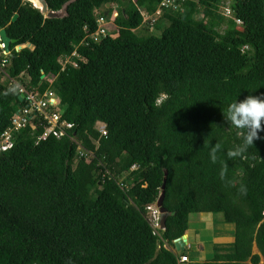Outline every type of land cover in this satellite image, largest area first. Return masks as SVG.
Masks as SVG:
<instances>
[{
	"label": "trees",
	"instance_id": "16d2710c",
	"mask_svg": "<svg viewBox=\"0 0 264 264\" xmlns=\"http://www.w3.org/2000/svg\"><path fill=\"white\" fill-rule=\"evenodd\" d=\"M67 1L46 0L51 10ZM222 1L183 0L155 14L161 0H73L45 18L27 0H0V27L14 40L10 77L41 90V76L51 78L74 124L68 135L91 151L80 154L68 136L36 144L41 127L14 132L0 151V264H177L185 248L163 241L173 245L189 214L203 212L233 225L232 242L203 264H264V122L242 156H226L245 135L226 119L228 105L264 98V0H230L234 18ZM200 10L212 24L195 18ZM99 16L116 31L94 42ZM26 43L33 48H15ZM73 51L77 67L61 70L58 58ZM19 105L0 77V134ZM163 184L170 215L156 235L146 207Z\"/></svg>",
	"mask_w": 264,
	"mask_h": 264
},
{
	"label": "built area",
	"instance_id": "2783aa9c",
	"mask_svg": "<svg viewBox=\"0 0 264 264\" xmlns=\"http://www.w3.org/2000/svg\"><path fill=\"white\" fill-rule=\"evenodd\" d=\"M229 1L230 0L222 1V5L220 7L221 12L226 17L234 18L232 10L228 6H226ZM182 2L183 0H180L179 3H176L175 0H161L154 13L159 14L163 8L181 7ZM144 18L145 20H149L150 23H152L154 21V14H145ZM96 22V31H94L92 34H89V37L92 39V41L97 42L98 40L106 36H113V33H115L116 31V26L114 25L112 20L109 21L106 20L104 17L99 16ZM235 22L237 25L242 24V21L240 19L235 18ZM0 50L3 54V58L0 60L1 81H9V83L13 84L17 88L18 94H23V99L20 102L19 107L10 117V124L0 134V151H5L12 147L14 132H17L18 130L23 128H29L30 130H35L37 129V127L43 128L41 134L37 137L36 144H38V142L41 140H46L50 136H55L57 138H60L62 136L70 137L68 135V131L73 128L74 124L62 118V112L60 109V99L56 95L54 90H52L51 88L53 80L51 78H44V75H42L39 84L43 81L46 87L43 90L39 89L38 87L29 89L26 84H22L18 80L10 77L7 70V67L10 64L8 59L9 54L8 52L4 51V44L1 38ZM74 57L82 59L81 56H79L75 51H73L70 55H64L63 57L58 58V63L61 66V70H63L68 64L73 67H77V63L73 59ZM96 129L100 135L106 134V128L104 123L98 121L96 123ZM71 139L73 141H76V139L73 137ZM76 143L78 144L77 141ZM78 150L81 152L80 154H91V151L83 150L80 144H78ZM133 168H135V165L131 167V169ZM146 209L147 212L151 214L152 220L149 221L153 233L159 235L158 230L160 229V214L158 212V208L156 207L155 203H153L151 205H148ZM188 261V255L183 254L177 257L176 262L177 264H182Z\"/></svg>",
	"mask_w": 264,
	"mask_h": 264
},
{
	"label": "rangeland",
	"instance_id": "374dc122",
	"mask_svg": "<svg viewBox=\"0 0 264 264\" xmlns=\"http://www.w3.org/2000/svg\"><path fill=\"white\" fill-rule=\"evenodd\" d=\"M116 6L119 7L116 3H114L111 8L108 10V16L110 17V14L115 13ZM104 8H101V11ZM221 10V8L219 9ZM144 13V11H142ZM195 18L197 20L202 21L203 23H206L207 25H210L213 23L212 18H205L203 17L201 10L195 15ZM110 21V19H109ZM168 24L167 21L161 20L160 21V27L158 29H153L151 30V33L154 35H159L162 29ZM140 29H135L133 30L134 32L144 34L145 30L139 31ZM25 45V44H24ZM22 45V46H24ZM17 48V47H15ZM25 83H28V79H24ZM198 217H204L205 220L197 221L194 220L193 218ZM146 217L148 220H152L151 214L147 212ZM233 225L229 223H225L222 221L221 214H215V213H205L199 215V213H191L189 215L188 219V229H187V234L188 236V242L189 244L186 245L185 251L187 252L189 256V261L188 263H183V264H203L207 260L212 258L213 255V246H224L227 245V243H222V242H217L215 238L221 237V236H226V233L229 232L230 230L232 231ZM171 247L173 248V245H170V250ZM173 251H176L174 249ZM178 251V250H177ZM176 251V252H177ZM252 252L253 253H258L257 248L255 245L252 247ZM263 260H260V263H262Z\"/></svg>",
	"mask_w": 264,
	"mask_h": 264
},
{
	"label": "clouds",
	"instance_id": "9594fccd",
	"mask_svg": "<svg viewBox=\"0 0 264 264\" xmlns=\"http://www.w3.org/2000/svg\"><path fill=\"white\" fill-rule=\"evenodd\" d=\"M9 91H15V89L10 88ZM226 119L234 128L245 131V135L242 137L243 143L228 150L226 153L228 158L240 157L249 146H253V141L257 138V131L261 128L262 122H264V98L248 95L241 101L236 100L230 103L226 110ZM217 150L218 148L211 150L212 161L217 159ZM240 191L243 193L245 189L241 187ZM163 246L170 250V245L165 241H163ZM173 250L171 251L176 252Z\"/></svg>",
	"mask_w": 264,
	"mask_h": 264
},
{
	"label": "water",
	"instance_id": "95a60500",
	"mask_svg": "<svg viewBox=\"0 0 264 264\" xmlns=\"http://www.w3.org/2000/svg\"><path fill=\"white\" fill-rule=\"evenodd\" d=\"M28 2L32 3L34 7H36L40 13L45 17V18H58L62 17L65 14V10L70 2L73 0H68L65 2L62 7L59 10H51L48 8V4L46 0H27ZM109 4L107 3L106 6ZM17 18V14H14L11 18L12 21H14ZM0 38L4 44V51L9 52V44L13 42L14 40L11 39L6 32L5 28L0 27ZM29 47L33 48V46L30 43H26L24 46L19 45L17 46V50L22 48V47ZM23 99V94H18V101L21 102ZM164 184L162 185V191L160 192L155 205L158 208V212L160 214L159 218V228L160 230H165V221L168 215H170V212L163 206V198H164ZM186 244V234H183L173 240V245L176 248V250H180L184 247Z\"/></svg>",
	"mask_w": 264,
	"mask_h": 264
},
{
	"label": "crops",
	"instance_id": "0c3cea01",
	"mask_svg": "<svg viewBox=\"0 0 264 264\" xmlns=\"http://www.w3.org/2000/svg\"><path fill=\"white\" fill-rule=\"evenodd\" d=\"M191 214V213H190ZM189 214V215H190ZM201 214H203V213H199V215H201ZM188 219H189V217H188ZM194 220H197V221H201V220H205V218L204 217H198L197 216V218H193ZM189 234H187L186 233V244L184 245V247L183 248H185L186 249V245L187 244H189V242H188V236ZM216 239V241L217 242H222V243H230V242H232V240H233V237H232V231L230 230L229 232H227L226 233V236H221V237H217V238H215ZM188 246V245H187ZM224 246H226V245H224ZM182 248V249H183ZM172 250L173 249H176L175 247H174V245H173V248H171ZM182 249H180V250H182ZM180 250H176L177 252H179ZM184 253H186L187 254V252L186 251H184ZM188 255V254H187ZM188 258H189V256H188ZM188 263V262H187ZM183 264V263H182Z\"/></svg>",
	"mask_w": 264,
	"mask_h": 264
}]
</instances>
